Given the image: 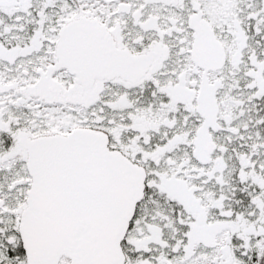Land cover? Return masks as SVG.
Segmentation results:
<instances>
[{
  "label": "snow or ice",
  "instance_id": "obj_1",
  "mask_svg": "<svg viewBox=\"0 0 264 264\" xmlns=\"http://www.w3.org/2000/svg\"><path fill=\"white\" fill-rule=\"evenodd\" d=\"M0 264H264V0H0Z\"/></svg>",
  "mask_w": 264,
  "mask_h": 264
}]
</instances>
